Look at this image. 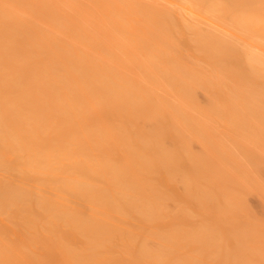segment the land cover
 <instances>
[{
	"label": "bare ground",
	"instance_id": "obj_1",
	"mask_svg": "<svg viewBox=\"0 0 264 264\" xmlns=\"http://www.w3.org/2000/svg\"><path fill=\"white\" fill-rule=\"evenodd\" d=\"M0 264H264V0H0Z\"/></svg>",
	"mask_w": 264,
	"mask_h": 264
},
{
	"label": "rangeland",
	"instance_id": "obj_2",
	"mask_svg": "<svg viewBox=\"0 0 264 264\" xmlns=\"http://www.w3.org/2000/svg\"><path fill=\"white\" fill-rule=\"evenodd\" d=\"M200 96H201V98H203L202 95H200ZM260 202H261V199L258 196L252 195L250 197V204H251V206H253L254 209H257V207L260 205Z\"/></svg>",
	"mask_w": 264,
	"mask_h": 264
}]
</instances>
